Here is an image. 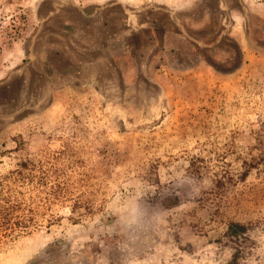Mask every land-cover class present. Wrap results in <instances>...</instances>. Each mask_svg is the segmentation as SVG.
<instances>
[{"label": "rangeland", "instance_id": "obj_1", "mask_svg": "<svg viewBox=\"0 0 264 264\" xmlns=\"http://www.w3.org/2000/svg\"><path fill=\"white\" fill-rule=\"evenodd\" d=\"M263 125L264 0H0V173L93 203L0 264H264Z\"/></svg>", "mask_w": 264, "mask_h": 264}, {"label": "trees", "instance_id": "obj_2", "mask_svg": "<svg viewBox=\"0 0 264 264\" xmlns=\"http://www.w3.org/2000/svg\"><path fill=\"white\" fill-rule=\"evenodd\" d=\"M254 133L258 146H264V125ZM261 160H264L263 156L257 158L252 154L242 175L251 168L264 165ZM87 192L82 190L73 194L62 181L48 180L41 158H26L14 163L6 173H0V240H11L37 229L49 228L62 219L58 211L61 207H69L70 219L77 221L93 208ZM245 230L244 224L231 221L226 235L237 244ZM240 257L241 250L236 248L225 264H239Z\"/></svg>", "mask_w": 264, "mask_h": 264}]
</instances>
